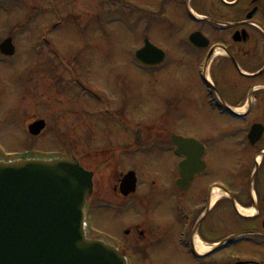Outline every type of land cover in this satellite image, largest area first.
Wrapping results in <instances>:
<instances>
[{
	"label": "rangeland",
	"instance_id": "obj_1",
	"mask_svg": "<svg viewBox=\"0 0 264 264\" xmlns=\"http://www.w3.org/2000/svg\"><path fill=\"white\" fill-rule=\"evenodd\" d=\"M162 2L7 0L4 5L9 14L4 17L0 13V23L4 20L8 24L7 32L0 24V39L13 36L15 46L12 60H0V88L4 89L0 102L1 148L8 156L33 147L43 154L52 152L48 154L54 153L58 159H76L94 175L88 200L92 201L93 228L117 237L122 229L129 228L124 240L130 244V222L146 217L145 241L150 247L155 231L158 237L169 233L176 239L178 227L173 219L176 214L165 211V205L161 207L173 175L170 158L167 160L156 146L145 151L142 144L166 143L173 135L206 140L207 133L200 125L209 120L191 108L192 86L181 78V66L168 60L151 73L135 64L133 53L143 46L144 38L173 56L179 53L180 32L163 26ZM23 20H31L27 28ZM176 23L177 29H182V23ZM46 28L51 34L44 39ZM175 57L170 58L174 61ZM78 83L92 91L93 98L80 93ZM104 110L107 113L102 116ZM37 118L46 122V128L39 137L31 138L26 126ZM134 145L140 152L128 151ZM4 155L0 152V160L7 162ZM133 167L140 181L138 193L149 194L145 188L151 189L160 205L150 208V200L144 196L140 199L147 203L126 214L100 205L103 200H116L117 177ZM219 174L218 170L210 171L212 177ZM86 236L95 240L89 233ZM133 244L130 248L137 246ZM173 249L170 242L163 246L160 242L149 259L139 264H187Z\"/></svg>",
	"mask_w": 264,
	"mask_h": 264
},
{
	"label": "flooded vegetation",
	"instance_id": "obj_2",
	"mask_svg": "<svg viewBox=\"0 0 264 264\" xmlns=\"http://www.w3.org/2000/svg\"><path fill=\"white\" fill-rule=\"evenodd\" d=\"M6 1L0 0L4 17ZM177 20L182 29H177ZM23 21L27 28L31 20ZM163 26L180 32L179 53L172 61L170 51L163 50L164 62L170 60L184 69L181 78L192 86L191 108L209 119L200 125L207 139L191 137L192 142L176 146L172 137L166 143H144L159 147L170 158L173 175L161 207L176 214V239L169 233L158 237L155 231L150 247L145 241L146 217L130 222L132 243L124 240L129 228L118 237L105 232L102 239L127 256L128 264L149 259L150 252L166 241L187 264H264V0H163ZM2 27L4 31L8 24ZM207 56L206 66L202 61ZM0 60L10 59L0 55ZM120 115L116 113L117 118ZM214 169L220 172L218 177L210 176ZM121 179L117 177L114 188L119 189ZM139 187L140 181L133 194H116V200H103L100 205L128 213L147 203L140 199L144 196L150 208H157L153 191L145 188L149 194L142 195ZM134 242L137 246L130 248Z\"/></svg>",
	"mask_w": 264,
	"mask_h": 264
},
{
	"label": "water",
	"instance_id": "obj_3",
	"mask_svg": "<svg viewBox=\"0 0 264 264\" xmlns=\"http://www.w3.org/2000/svg\"><path fill=\"white\" fill-rule=\"evenodd\" d=\"M0 53L14 54L11 40ZM135 58L156 66L163 53L145 41ZM43 128L36 122L29 132L38 135ZM91 178L75 160L0 162V264H125L111 247L84 238ZM135 184L133 173L125 176L121 194L133 193Z\"/></svg>",
	"mask_w": 264,
	"mask_h": 264
}]
</instances>
